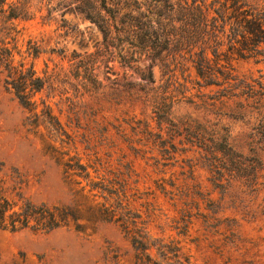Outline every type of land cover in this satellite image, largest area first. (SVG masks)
Segmentation results:
<instances>
[{"label": "rangeland", "instance_id": "374dc122", "mask_svg": "<svg viewBox=\"0 0 264 264\" xmlns=\"http://www.w3.org/2000/svg\"><path fill=\"white\" fill-rule=\"evenodd\" d=\"M29 1L28 16L13 20L14 60L31 64L46 78L33 96L36 112L41 99L58 124L38 119L33 126L34 116L0 75V177H11L12 191L32 203L68 206L73 219L50 231L0 228V264H141L119 225L92 215L90 199L81 195L87 194L86 181L64 173V163L73 156L89 165L93 180L116 181L151 239L176 243L189 264H264V179L257 178L253 190L239 179L211 183L201 150L173 132L174 151L166 158L153 142L159 138L135 122L147 121L151 133L167 139L165 124L158 130L144 97L165 83L159 66L144 56L129 63L150 71L153 83H144L116 55L111 59L103 51L97 26L70 9L74 0ZM28 44L37 46L33 57L25 52ZM82 54L95 60L92 73L100 84L94 91L83 86L86 73L75 67ZM231 64L242 85H251L249 96L238 95L244 86L232 89L234 95H219V86H198L192 73L176 70L165 84L173 95L169 117L217 122L228 130L230 144L246 154L249 126L264 114V57L237 58ZM256 151L264 164V150ZM151 258L160 261L154 249Z\"/></svg>", "mask_w": 264, "mask_h": 264}, {"label": "trees", "instance_id": "16d2710c", "mask_svg": "<svg viewBox=\"0 0 264 264\" xmlns=\"http://www.w3.org/2000/svg\"><path fill=\"white\" fill-rule=\"evenodd\" d=\"M29 2L0 0V75L5 88L34 116L30 121L33 126L37 125L38 119L58 124L41 99L39 103L42 107L39 113L36 112L37 103L33 96L42 89L46 78L37 75L31 64L14 60L18 51L13 20L28 16ZM71 4L72 11L97 26L102 35L103 51L109 58L116 55L119 63L131 68L144 83H153L150 71L129 66L140 56L156 63L162 76H166L164 85H156L149 93L145 92L144 97L155 113L158 130L162 128L161 124H165L167 139H160V132L151 133L147 121H135L148 135L159 138L153 142L162 154H166V158L170 157V151H174L170 142L173 132L201 150L202 161L211 174V183L220 186L216 180L239 179L253 190V185L258 183L257 178L264 179V173H260L264 164L256 151L264 150V114L259 113L250 124L247 133L249 147L244 154L230 144L228 130L217 122H196L187 118L172 120L169 108L173 95L165 85L176 70L187 71V76L193 74L198 86H219V95H234L232 89L244 86V91L241 90L238 95L244 93L249 96L251 85H242L231 61L237 58L257 61L259 56L264 57V0H74ZM223 38L225 49H222ZM25 52L33 57L38 52L37 46L28 44ZM76 57L75 67L86 73L85 77H81L86 82L83 86L94 91L100 83L92 73L95 62L92 54ZM166 143L168 147H165ZM72 159V162L64 163V173L86 181L87 194L81 195L90 199L92 215L119 225L135 249L139 263L189 264L187 256L176 243L151 239L144 223L137 221L138 215L131 212L124 201V189L115 187L116 181L103 177L93 180L87 170L89 165L80 163L74 156L68 160ZM2 166L0 163V169ZM9 181L15 187L11 177H0L1 229L17 231L29 227L50 231L67 225L73 219L72 209L68 206L32 203L12 191L14 188H10ZM261 183L264 186V181ZM80 190L83 191L84 186ZM98 197L102 201H98ZM153 249L160 261L151 258Z\"/></svg>", "mask_w": 264, "mask_h": 264}]
</instances>
